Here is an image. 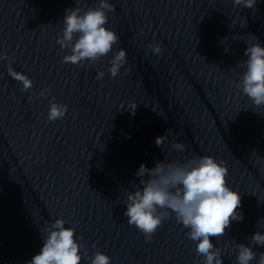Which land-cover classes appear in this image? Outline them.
<instances>
[{"label":"clouds","instance_id":"clouds-1","mask_svg":"<svg viewBox=\"0 0 264 264\" xmlns=\"http://www.w3.org/2000/svg\"><path fill=\"white\" fill-rule=\"evenodd\" d=\"M76 2L79 4L80 0ZM232 2L234 7L256 10L257 0ZM114 11L115 6L109 0H97L94 7L76 6L66 9L62 35L56 43L62 52L68 49L70 54L64 55L61 62L80 65L87 61L94 65L101 58L107 57L120 40L116 31L106 27L109 23L108 14ZM234 25L235 22H232L230 27ZM225 39L227 37L221 40V45ZM255 39V43L247 42L244 52L247 59L237 63V67L246 69L238 81V87L259 108L264 107V46ZM148 48L154 55H160L163 51L160 43H149ZM224 50L227 54L229 48ZM126 63V50L120 48L109 60L108 72L111 78H117ZM128 71L130 69H125V72ZM104 75L103 71H99L96 78L103 79ZM13 76L22 83V91L27 92L33 88L27 76L16 73ZM50 92L51 88L46 86L37 95L46 96ZM67 110L66 104L56 103L53 97L49 101L48 121L63 119ZM157 115L164 114L161 111ZM166 133H171V130H166ZM167 141V135L155 139L164 160L157 161L152 168L141 164L135 173L139 187L133 185L136 190L127 195L126 211L123 213L128 225L135 226L148 243L163 222L174 217L177 223L188 229L186 236L196 244L195 251L201 257L202 264H223L222 253L229 246L235 251V264H252L257 258L253 246L264 247V233L261 231L257 230L247 238L248 245L230 240L221 248L213 243V238L219 240L226 234L233 221L242 222L244 219L239 211L241 195L228 185L225 162L208 155H194L183 161L170 160L163 150ZM186 147L184 143L175 140L171 143V149L177 152H184ZM66 223L63 218H57L46 225L42 235L43 246L39 254L34 255L27 264H81L82 259H88L90 264H111V258L99 251L95 243L92 245L94 252L89 256L85 245L78 242L75 229L65 227ZM257 227L264 228V217L258 219ZM79 240L82 241L83 237ZM228 254L231 256L232 251ZM257 264H264V252L259 253Z\"/></svg>","mask_w":264,"mask_h":264}]
</instances>
